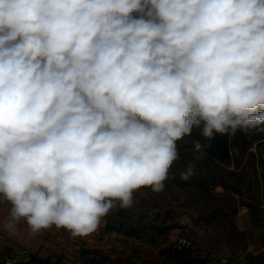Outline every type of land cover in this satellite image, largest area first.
<instances>
[{
  "label": "clouds",
  "instance_id": "9594fccd",
  "mask_svg": "<svg viewBox=\"0 0 264 264\" xmlns=\"http://www.w3.org/2000/svg\"><path fill=\"white\" fill-rule=\"evenodd\" d=\"M202 121L208 140L264 132V0H0L9 233H93L116 202L164 189Z\"/></svg>",
  "mask_w": 264,
  "mask_h": 264
},
{
  "label": "crops",
  "instance_id": "0c3cea01",
  "mask_svg": "<svg viewBox=\"0 0 264 264\" xmlns=\"http://www.w3.org/2000/svg\"><path fill=\"white\" fill-rule=\"evenodd\" d=\"M132 15L138 17L139 13ZM167 190L164 186L158 193L150 187L135 191L130 207L121 208L116 202L97 229L83 237H73L68 230L55 226L32 233L23 220L15 234L0 227V250L27 249L32 253L29 264H247L243 255L235 256L229 244L218 247L213 237L218 233L214 226L217 221L205 219L206 213L218 209L199 212L190 219L183 214L184 209L170 207ZM10 207L0 198V217H7ZM191 222L197 232L193 248L171 257L169 246L178 236L189 233ZM85 252L97 258L79 262L77 255Z\"/></svg>",
  "mask_w": 264,
  "mask_h": 264
},
{
  "label": "rangeland",
  "instance_id": "374dc122",
  "mask_svg": "<svg viewBox=\"0 0 264 264\" xmlns=\"http://www.w3.org/2000/svg\"><path fill=\"white\" fill-rule=\"evenodd\" d=\"M203 127L202 121L193 126L190 135L177 141L178 159L163 182L168 187L169 205L184 209L183 214L190 219L199 212L218 209L205 217L217 221L218 233L213 237L218 247L229 244L235 256L240 253L247 264H264V132L238 128L232 133L229 129L225 156L223 149H210L213 145L202 135ZM215 139H220L219 133ZM197 141L206 146L205 154L193 150ZM253 145L254 150H250ZM189 162L195 165V174L183 181L180 175ZM189 225V233L178 238L186 237L193 248L196 225Z\"/></svg>",
  "mask_w": 264,
  "mask_h": 264
},
{
  "label": "built area",
  "instance_id": "2783aa9c",
  "mask_svg": "<svg viewBox=\"0 0 264 264\" xmlns=\"http://www.w3.org/2000/svg\"><path fill=\"white\" fill-rule=\"evenodd\" d=\"M191 248L192 242L186 237L177 238L169 246V255L174 258ZM76 258L79 262L89 263L96 259L97 256L92 252H85L78 254ZM31 260L32 253L27 249H20L12 252L0 250V264H29Z\"/></svg>",
  "mask_w": 264,
  "mask_h": 264
},
{
  "label": "trees",
  "instance_id": "16d2710c",
  "mask_svg": "<svg viewBox=\"0 0 264 264\" xmlns=\"http://www.w3.org/2000/svg\"><path fill=\"white\" fill-rule=\"evenodd\" d=\"M216 135H218V133H215L214 132L212 139H214L216 137ZM227 135H228V132L225 133V134H220V139H215V140H212L211 139V140H209L210 141V144L213 145L210 149H213L215 152L223 149L224 155L227 156V152H226V147H227V141H226V139H227Z\"/></svg>",
  "mask_w": 264,
  "mask_h": 264
}]
</instances>
